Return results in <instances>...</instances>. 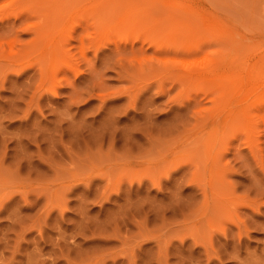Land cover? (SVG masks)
<instances>
[{
    "label": "rangeland",
    "instance_id": "obj_1",
    "mask_svg": "<svg viewBox=\"0 0 264 264\" xmlns=\"http://www.w3.org/2000/svg\"><path fill=\"white\" fill-rule=\"evenodd\" d=\"M25 1L0 0V264H264V189L257 190L264 188V116H252L244 128L237 109L245 104L236 103L221 143L219 124L211 125L222 102L218 89L178 79L183 59L166 60L147 43L163 37L157 24L173 10L172 18L192 28L187 36L195 31L209 42L204 53L218 48L207 27L229 24L236 53L247 45L254 65L264 50V0H103L101 21L93 9L92 19L81 12L93 0ZM48 21L70 50L56 63L26 46L28 25ZM92 39L106 45L95 51ZM62 59L78 71H59L53 96L51 65ZM197 140L223 155L226 189L202 174L198 162L206 164V155L195 150ZM232 191L258 200L259 214H247ZM217 200L228 207L218 210ZM234 209L241 219L253 217L249 233H235Z\"/></svg>",
    "mask_w": 264,
    "mask_h": 264
},
{
    "label": "bare ground",
    "instance_id": "obj_2",
    "mask_svg": "<svg viewBox=\"0 0 264 264\" xmlns=\"http://www.w3.org/2000/svg\"><path fill=\"white\" fill-rule=\"evenodd\" d=\"M33 1L34 0H32V2H30L29 4L31 5L33 3H36L37 0H35V2H33ZM38 1H37V3H38ZM41 1H40L41 3H38V4H42L43 3V0H41ZM83 1H85L86 3H88L90 0H83ZM85 2H83V4ZM103 2H105V1H103V0H93L91 6H90V4L88 5L89 6L88 8H87V6H84L81 9V12H83V13L86 12V13L83 14V17H84V15L86 16V14H87V17L86 18L87 19H89V18L92 19L93 14L91 15L89 12H91L92 9H93L95 11L96 16H97L96 17L95 14H94V17H96L98 21H101V19H103V17H102L103 16L102 9L104 8ZM27 4H26V8L27 9H30V8H28L29 7V4L28 5ZM44 5H45V2L43 3V6ZM23 6H22L21 11H19L20 10L19 8H17V9H19L17 11L22 12V10H24V8H25ZM34 6H32V7L33 8H36ZM43 6H41V7H43ZM32 7H31V9H32ZM39 8H40V6L38 8H36L35 10H37ZM182 10L184 12L183 11L181 12L180 10H178V11H180L181 13H187V12H185L186 11L185 9L182 8ZM31 11H33V10H31ZM166 11H168V10H166ZM174 11H175V9H174ZM24 12H26V11L24 10ZM24 12H22V13H24ZM170 12H173V10L172 11H168L167 14L164 13V11H163V13L165 14V16L163 15V18H162V16H161V18L165 21V23H160L159 22L158 24L155 23L154 25H152V28H154L156 26V24H157L158 25L157 27L159 29H161L160 27L163 26L164 27L163 30L165 29L164 32L166 33V34L164 33L165 36L163 35V37L159 38L158 40L152 39V36H151V38H149L147 40V43L149 45H152V46L155 47V51L154 50L153 51H154V53L156 52V54L158 53V55L160 54V55H162L164 57L165 56L166 57L167 56H169V57L170 56H173V59H175L174 57L179 56V58L183 59L182 60V65H183V68L182 69L184 71H182V72H184V74L180 70L179 72H181V73H177L176 74L177 76H179L178 79L179 78L180 79L181 78L182 79H185L186 78L192 84L194 83L193 86H197V87H198L199 84L204 83V82H206V84L209 85L208 87H210L211 84H208V83H212L215 86V88L218 89V91H219V94H218L219 97H218V99H219V101H222V102H221V107H219V106L217 107V110H216L217 113L214 114V117L212 119L211 125H214L216 123L219 124L218 130L220 131V134L219 135L221 136V138L218 141H221V143H222L223 142V139H222L223 138V134L232 127V124H234L233 114H231L233 111L232 112H229V111H231V109H233V107H234V105L236 103H237L236 105H238V104L239 105L245 104V106H243L242 109H237L240 112L241 116H242L241 119L243 120L242 121L243 123L242 122H241L242 124L241 123H238V125H243L242 127H244V128H247L246 125H248V122H249L248 119H251L252 116H254L256 118H257V116H260V115L264 116V50H260L259 53L257 51V53L259 55L258 56L256 55V60L254 59V62H253L254 65L250 64V60L251 59L249 60V58H251V57H250V55H249V53L247 51L248 50L247 47H246L247 45L246 46L244 45L243 46V50L240 51V49H239L238 53H236L237 51H235L234 46H235V43H237V41L233 37L234 34L232 33L233 32L232 31L233 29L231 28V26L229 24L215 22V23H212L211 26L207 27V31H208V34L211 35V37H212V42L214 43L215 46L217 45L219 49L216 48V50L213 51V52H210L209 51V52L204 53V49L205 48L203 46L205 44L209 43V42H205L203 40H200L198 32H195V31L191 32V34L187 36L186 34L192 28L188 24H185V26L182 25L181 24V22H182L181 19L178 18L179 15H178V17H176L178 19L172 18L169 15ZM22 13H19V14H22ZM175 13H177V12H175ZM80 14L82 15V13H80ZM80 14H79V17H80ZM177 14H179V13H177ZM59 15L61 16V13ZM171 15H172V13H171ZM28 16H30V15L28 14ZM18 17H19V15H18ZM57 17H58V15H57ZM29 18H27V20ZM60 18L61 17H59V21H60ZM96 18H94L95 20L93 19L92 21L95 22L96 21ZM91 19H90V21H91ZM24 20H26V19H24ZM47 20L48 19H46V21ZM51 20L52 19H50L49 21H51ZM55 20H57V24H58L59 23L58 19L54 18V21ZM49 21L47 22L49 24L47 26L40 25V23H38L39 25L36 23L37 26L36 25H34V26L28 25V28H27L28 31L27 32L30 33V34L32 33L33 34V37H31V39H32V40L30 39L31 41L29 40L30 41L29 45H26V46L29 47L30 49L31 48L34 49V47L36 48L38 46V48L41 49L39 60H41L40 58H41V55H42L43 58L45 59V61L47 63H52V62H55L56 63L58 61L56 59H60L61 60V58L65 57V54L66 53H70L69 52L70 51L69 50L70 47L68 48L69 51L67 52L66 51V49H67L66 46L68 45L67 41L62 42L58 37L55 36L56 33H57V31L56 30H53V27H56V26L54 24L53 25H50V24H52L51 22L54 23V21H51L50 23H49ZM34 22H36V21H34ZM44 22H45V19H44ZM80 22H82L81 21V18H80ZM80 22H79V24H80ZM84 24H85V22H84ZM89 24H94V23L88 22V25ZM98 24L95 22L94 25L97 27ZM77 25H78V21H77ZM89 26L92 27L93 25H89ZM95 26H93L94 29H96ZM83 28L85 29V26ZM88 29H90V28L88 27ZM149 29H151V27ZM100 30H101V28H100ZM84 31H86V29ZM85 33H86V35H85L86 37L90 36V35H87V32H85ZM100 33L102 34L103 31L102 32L100 31ZM100 33L98 32L99 35H100ZM103 34H102V36H103ZM184 35H186V36H184ZM187 37H189V38H187ZM81 38H82V36H81ZM100 38H101V35H100ZM104 38H105V36H104ZM163 38H164V40L162 41L161 39H163ZM94 39L96 40V38H94ZM94 39H92V41H94ZM98 40L100 42V39H97V42H98ZM105 40H108V39L106 38ZM159 40H161V41L158 42ZM92 41H90V43H87V45H89V44L92 45V43H93ZM81 42H82V46H84L85 42H84V44H83V41H81ZM95 42L96 41H94V44L92 45L93 47L92 46L91 47L94 48L95 51H97V48L96 47H98L99 45L98 46H95V44H96ZM63 43L65 45L67 43V45L65 46V45H63ZM101 43H102V41L100 42V46L99 47H102L101 46L102 44L106 45V43H102V44ZM90 45L89 46H86V47H89V49H90ZM82 46H81V48L83 49L84 47H82ZM71 48H72V46H71ZM81 48H79V49H81ZM224 49L228 51V53L225 54V55H224V52H223ZM252 50H251V52H253ZM256 50H257V48H256ZM158 55H156V56H158ZM43 58H42L43 62L41 61L42 62V66L45 65V64L43 65V63H44V59ZM156 58H158V57H156ZM171 58L172 57H170V59ZM163 59H162V61H163ZM60 60H59V62H60ZM158 60H159V58H158ZM166 60H168V59L166 58ZM64 61L65 60L62 59V61H61L62 64H60L59 66H56V64L55 65L52 64L51 66H55V67H53L54 70L52 68H50V67L47 68V70L50 69V72L53 70L52 71L53 72V76H52V74L50 75V77L52 76L51 79H50L51 80V83L50 84L52 85V87L49 88V90L48 89H46V90H48L53 96L57 93L56 92L57 86H59V84L61 83L60 82L61 80L60 79H57V75H58L57 73L59 71H62L63 73L64 72L66 73V70H68V71L70 70L71 71V70L74 69V68H72L73 65L70 64L72 66L71 67L69 65V63L67 64L66 61L65 62ZM39 64H40V62L38 63V65ZM162 64H165V63L162 62ZM158 65H159V67L161 66V68L164 66V65L163 66L160 65V62L158 63ZM251 65L252 66H255V67H258V68L260 67V69H258V68L254 69L255 68L254 67L253 70L255 72L252 73L251 72L252 71L251 70ZM159 67H158V69H159ZM40 68L38 66L37 69L39 70L40 73H42L41 70H40ZM77 71L78 70H75V72H77ZM47 72L49 73V70ZM72 72L74 73V71H72ZM75 74H73V75L75 76ZM77 74H79V73H77ZM101 74L98 73L97 75H101ZM64 75H66V74H64ZM183 75L185 77H183ZM62 76H63V74H62ZM62 79L63 80L64 79L66 80V77L65 78L63 77ZM47 80H48V78L47 79L45 78V84H46V81ZM98 80L101 81V78L100 79L98 78ZM42 81L44 82V78H43ZM43 82H42V84H43ZM98 83L100 84V82H98ZM101 83H102V81H101ZM45 84H44V86H45ZM101 86H102V84H101ZM211 87H210V90L211 91L208 90L209 88L206 87L207 90H208V93L207 94H210L212 91H214L213 88L211 89ZM199 88H200V86H199ZM158 89H159V87H158ZM202 89L204 90V88H202ZM207 90H205L204 93L202 91V93L206 95ZM209 91H210V93H209ZM44 92H46V91H44ZM162 93H164V92H162ZM162 93L159 92V94H162ZM100 95H101V93H100ZM106 95L107 94H105V95L102 94V96H105L107 98ZM252 95L254 96V98L252 97L253 101H250ZM92 97H94V95ZM99 97L97 96L95 98H99ZM101 99H100L101 103L104 102L103 100L105 98L101 97ZM212 100H213V98H212ZM134 103H136V100L134 101ZM226 111H228V112H226ZM221 116H222V119H223L224 116H227V118H225V119H223L221 121V120H219V117L221 119ZM238 117H239V115H238ZM234 118H235V114H234ZM239 127L241 128V126H239ZM241 130H242V128H241ZM250 132L251 131H249L248 134H250ZM245 135H247V134H245ZM191 136L186 137V139H189L188 143H192V141H193L192 138H191ZM247 138H248L247 141L249 142V136H247ZM228 139H226V141ZM228 141H230V139ZM243 141H246V140H243ZM184 143H185V141H184ZM227 143H230V142H227ZM227 143H225L226 144L225 146H227ZM246 144L247 143H245V145ZM249 145H250V142H249ZM250 146H249V148H250ZM180 147H181V145H178L177 146V148H180ZM200 148L203 149V153L202 152L200 153V150H202ZM208 148H209V144L207 142H205V144H204L200 140H197L196 141V148H195V150L199 153L200 156H203L204 154L206 155V164L202 165L201 162H198V165H199V167L201 166L203 168L202 174H205L204 177L206 176V179H215L214 186H217V188H218V185H216L218 183L219 186H221L220 188L226 189L227 188V186L225 184L226 181L224 179L225 177H223V176H224V169H225V167H227L228 164H226V165L224 164L225 167L223 168L222 167L223 164H221V159H223V155H219V153L218 152H215L213 150V148H210V149H208ZM250 152H253V151H250ZM255 154H256L255 156L257 157V153H255ZM181 155H182V153L179 152L177 155H175L174 157H171L168 160H173L176 157L181 156ZM254 159L256 160V162H258L257 161L258 157H257V159L256 158H254ZM259 160L261 161V159H259ZM261 163H262V161L260 162V166L262 167ZM138 165H141V163H138V164L130 163L129 164V167L130 168H134L135 166H138ZM148 166H147V168H150L151 167V166L150 167H148ZM261 169H264V167L260 168V170ZM256 170H258V169H255V171ZM262 171H264V170H262ZM233 173H234V171H233ZM214 186L209 189L208 195L212 196V195L215 194V188L216 187H214ZM259 186H261V185H259ZM262 186H264V185H262ZM258 189L259 190L260 189L262 190L264 188L258 187L257 190ZM260 192L261 191H259L258 193H260ZM232 193H233V197H235V199H237L239 201V203L241 204L243 210L245 209L246 211H248L247 209H250L251 208L252 210L251 209L250 210L252 212H254L256 214V216L259 214L257 212H259L260 209L258 208V205L256 207V202L258 200H256V201L254 200L255 202L254 201H251L252 199L250 200V197L246 196V193H245L246 199L243 196L244 194H242V193H241L242 196L241 195L240 196H236L235 195L236 192H234V191H232ZM262 193H264V191L261 192V196H262ZM261 196H259V198L258 197L257 198L260 199ZM233 197H232V200H233ZM262 202H264V199H262ZM262 202H261V204H264ZM227 205H228V201H226V200H222V201L217 200V202H216L217 209L218 210L220 209V211L222 209H225L226 207H228ZM237 206H236V208L239 210V208H241V207L239 206V208H238ZM238 210L234 209V212L232 211L234 215L231 212V217L233 216L232 222L234 221V225H235V228H236V230H235L236 232L235 233H239V234H241V233H243V234L244 233L245 234L246 233H249L250 232V231H248L249 230V223H250L249 220L251 218L253 219V217H251V216H250L251 218L248 217L249 216V215H247L249 213V211H248L247 214H246L247 216L245 215L248 219L245 218V216L243 217V218H245V220L244 219H241V217H240L241 215H239V213L237 212ZM251 211H250V214H251ZM241 212H242V209H241ZM231 217H230V219H231ZM254 217H255V215H254ZM253 220H252V223L254 225ZM255 222H257V221L255 220ZM257 224H260V223H257ZM257 224H255V225L257 226ZM262 224H264V223H262ZM255 225H254V227H255ZM261 225L260 226L258 225L257 227H261ZM223 232L224 231H222V233ZM239 234H237V235H239ZM237 237H239V239L241 238V236H237ZM239 241H241V240H239Z\"/></svg>",
    "mask_w": 264,
    "mask_h": 264
}]
</instances>
